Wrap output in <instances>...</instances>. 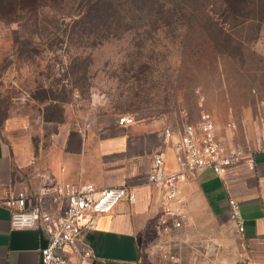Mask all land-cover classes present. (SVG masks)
Segmentation results:
<instances>
[{"label":"rangeland","instance_id":"obj_1","mask_svg":"<svg viewBox=\"0 0 264 264\" xmlns=\"http://www.w3.org/2000/svg\"><path fill=\"white\" fill-rule=\"evenodd\" d=\"M61 5L0 18L1 141H47L53 126L125 114L177 128L208 111L223 143L259 144L264 0L235 9L224 0H184L154 17L136 12L111 34L78 33L76 5ZM191 233L185 261L158 248L144 264H241L231 217Z\"/></svg>","mask_w":264,"mask_h":264},{"label":"crops","instance_id":"obj_2","mask_svg":"<svg viewBox=\"0 0 264 264\" xmlns=\"http://www.w3.org/2000/svg\"><path fill=\"white\" fill-rule=\"evenodd\" d=\"M167 126L158 117L120 124L112 116L94 125L53 126L47 141L28 139L19 145L0 140V191L23 190L32 196L65 182L129 186L134 200H120L86 233L97 257L94 264H144L149 251L158 248L185 261L193 228L230 219L233 197L244 220L243 232L235 225L240 263L264 262V151L257 153L255 169L245 163L222 174L200 169L184 185L188 220L167 235L157 234L161 192L148 179L153 154L163 151L168 170L178 167L164 141ZM11 219L12 209L1 206L0 264H42L47 234L33 227L14 228Z\"/></svg>","mask_w":264,"mask_h":264},{"label":"built area","instance_id":"obj_3","mask_svg":"<svg viewBox=\"0 0 264 264\" xmlns=\"http://www.w3.org/2000/svg\"><path fill=\"white\" fill-rule=\"evenodd\" d=\"M120 124H131L136 118L125 114L118 118ZM164 141L170 144L177 169L168 170L163 151L153 154L148 173L150 183L160 192V214L156 232L167 235L182 228L189 218L184 185L202 168H211L225 173L234 166L245 163L256 168V155L264 151V128L260 132L256 147L227 145L219 137L214 116L203 111L197 121L185 122L175 128L164 129ZM123 198L134 200L127 185L99 188L92 182L75 185L70 182L57 184L28 196L23 190L0 191V207L12 209L14 228L33 227L44 231L48 243L41 249L42 264H94L96 255L86 239V233L95 228L97 220ZM240 202L229 199L230 215L240 232L244 231V220L240 213ZM166 257L176 259L168 252ZM248 264H264L250 261Z\"/></svg>","mask_w":264,"mask_h":264},{"label":"trees","instance_id":"obj_4","mask_svg":"<svg viewBox=\"0 0 264 264\" xmlns=\"http://www.w3.org/2000/svg\"><path fill=\"white\" fill-rule=\"evenodd\" d=\"M68 0H0V18L16 20L21 13H38L42 8L55 3H67ZM76 10L74 12V26H79V33L85 27L90 32L111 34L117 31L124 19H134L136 12L139 16L154 17L166 11L168 6L172 10L174 5L184 3V0H72ZM231 9L237 8L242 0H224ZM247 1V0H245ZM61 5V6H62ZM143 6L145 8H143ZM135 8L133 13L127 8ZM168 10V9H167ZM130 11V10H129ZM144 11V12H143ZM126 12V15H125ZM85 33V30H83Z\"/></svg>","mask_w":264,"mask_h":264}]
</instances>
